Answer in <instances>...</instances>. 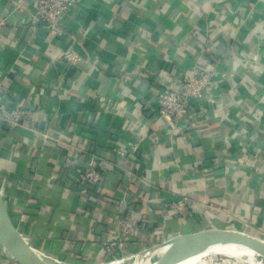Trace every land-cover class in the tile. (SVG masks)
<instances>
[{
	"label": "crops",
	"instance_id": "0c3cea01",
	"mask_svg": "<svg viewBox=\"0 0 264 264\" xmlns=\"http://www.w3.org/2000/svg\"><path fill=\"white\" fill-rule=\"evenodd\" d=\"M31 3L0 0V71L31 110L0 125V201L42 264L109 261L120 214L141 230L126 255L205 230L264 241V0H76L57 38ZM190 70L209 95L171 126L158 94ZM91 158L98 197L80 202Z\"/></svg>",
	"mask_w": 264,
	"mask_h": 264
},
{
	"label": "built area",
	"instance_id": "2783aa9c",
	"mask_svg": "<svg viewBox=\"0 0 264 264\" xmlns=\"http://www.w3.org/2000/svg\"><path fill=\"white\" fill-rule=\"evenodd\" d=\"M30 18L32 22L47 30L53 37H61L62 32L59 24L67 16L76 0H31ZM64 60L74 66L78 58L74 50L65 54ZM13 71H0V125L15 129L21 128L29 117L31 110L29 105L16 104L17 99L10 94L6 85L5 78ZM211 73L200 74L196 70H190L174 81L175 88L164 85L157 98V109L153 112L157 118L166 120L172 126L176 122H185L191 115V100H199L209 95ZM135 148H131V153ZM103 170L99 168L95 158L87 161L86 167L76 181L75 188L78 199L89 197L88 200L94 201L98 197L100 182ZM164 207L170 208L179 214L186 212L187 200L185 198L176 200ZM117 239L103 245V251L109 261L117 260L127 256L123 249L122 238L134 239L141 231L139 226L132 224L120 214L116 225Z\"/></svg>",
	"mask_w": 264,
	"mask_h": 264
},
{
	"label": "water",
	"instance_id": "95a60500",
	"mask_svg": "<svg viewBox=\"0 0 264 264\" xmlns=\"http://www.w3.org/2000/svg\"><path fill=\"white\" fill-rule=\"evenodd\" d=\"M0 244L16 264H42L8 219L1 201ZM220 246L244 247L260 254V262L264 264V241L245 233L218 229L179 235L166 243L149 246L117 260L99 264H181L189 258Z\"/></svg>",
	"mask_w": 264,
	"mask_h": 264
},
{
	"label": "bare ground",
	"instance_id": "6f19581e",
	"mask_svg": "<svg viewBox=\"0 0 264 264\" xmlns=\"http://www.w3.org/2000/svg\"><path fill=\"white\" fill-rule=\"evenodd\" d=\"M212 256H221L224 258H234L238 264H261L260 262V254L253 253L252 251H249L245 249L244 247L240 246H223V247H213L209 249L204 254V258L197 259V258H189L186 261H184L181 264H197V260L205 262L207 260H210ZM220 260V259H219ZM204 263V262H203ZM199 264V263H198Z\"/></svg>",
	"mask_w": 264,
	"mask_h": 264
},
{
	"label": "rangeland",
	"instance_id": "374dc122",
	"mask_svg": "<svg viewBox=\"0 0 264 264\" xmlns=\"http://www.w3.org/2000/svg\"><path fill=\"white\" fill-rule=\"evenodd\" d=\"M141 251V250H140ZM205 253H202L201 255H198L196 257H193V258H197L198 260L199 259H202L204 258ZM220 259V260H219ZM197 260V264H238L236 263L237 261L234 260V258H224V257H221V256H212L210 260H207L205 262V260L203 262L201 261H198ZM0 264H16L14 262V260L12 258H10V256L8 255V253L6 252V250L3 249L2 245L0 244Z\"/></svg>",
	"mask_w": 264,
	"mask_h": 264
},
{
	"label": "trees",
	"instance_id": "16d2710c",
	"mask_svg": "<svg viewBox=\"0 0 264 264\" xmlns=\"http://www.w3.org/2000/svg\"><path fill=\"white\" fill-rule=\"evenodd\" d=\"M136 206V205H135ZM83 210H87L88 211V208L87 207H85Z\"/></svg>",
	"mask_w": 264,
	"mask_h": 264
}]
</instances>
